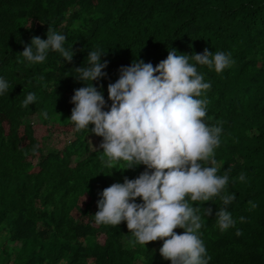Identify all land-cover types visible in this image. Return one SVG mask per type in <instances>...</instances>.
<instances>
[{"label": "trees", "instance_id": "16d2710c", "mask_svg": "<svg viewBox=\"0 0 264 264\" xmlns=\"http://www.w3.org/2000/svg\"><path fill=\"white\" fill-rule=\"evenodd\" d=\"M48 26L66 35L71 62L50 52L32 65L19 54L31 37L47 39ZM169 46L231 54L234 63L221 73L197 67L211 84L200 97L207 122L222 128L218 175L229 176L225 194L235 199L189 203L213 210L200 229L209 264H264V0H0V76L13 85L0 97V264H171L159 253L163 240L134 244L126 222L95 223L98 193L144 166L109 165L102 138L76 132L68 119L70 98L84 86L75 68L87 63L88 50L106 52L107 76L93 85L103 86L110 105L107 86L118 69L133 59L155 66ZM28 92L37 100L25 108ZM34 122L57 123L73 138L50 147L35 136ZM225 207L236 225L221 231L214 213Z\"/></svg>", "mask_w": 264, "mask_h": 264}, {"label": "clouds", "instance_id": "9594fccd", "mask_svg": "<svg viewBox=\"0 0 264 264\" xmlns=\"http://www.w3.org/2000/svg\"><path fill=\"white\" fill-rule=\"evenodd\" d=\"M46 35L47 39L30 38L19 53L24 60L39 65L50 52H56L64 62H71L75 53L72 45L65 46L66 35L50 26ZM105 54L103 49L88 50L87 63L75 68L78 75L74 79L84 86L75 89L70 98L74 106L68 119L76 132L86 130L102 138L99 147L109 165L122 164L121 170L143 165L144 170L136 178L124 177L122 183L98 193L95 223L117 227L126 222L134 244L163 240L159 253L171 264H209L200 229L203 218L213 215V210L198 204L194 207L189 201L208 202L219 196L227 206L235 195L225 194L229 176L218 175L214 150L220 145L222 128L207 122V100L200 97L211 84L197 66L221 73L234 63L231 54L205 48L189 55L169 46L166 59L155 66L133 59L108 84L110 105L103 86L93 85L107 76ZM12 88L0 76V97L8 96ZM36 100L28 92L21 105L27 108ZM42 115L47 119V112ZM239 179L245 180L243 173ZM214 216L221 231L236 225L226 207L216 210ZM176 228L183 233L174 232Z\"/></svg>", "mask_w": 264, "mask_h": 264}, {"label": "rangeland", "instance_id": "374dc122", "mask_svg": "<svg viewBox=\"0 0 264 264\" xmlns=\"http://www.w3.org/2000/svg\"><path fill=\"white\" fill-rule=\"evenodd\" d=\"M33 126L35 136L42 139L43 137H47L46 144L55 149L64 147L73 138V132L71 130L63 131L57 123H50L44 126L39 124V122H34ZM48 132H50V135ZM96 140L95 138H89L90 143L92 142L98 145Z\"/></svg>", "mask_w": 264, "mask_h": 264}]
</instances>
